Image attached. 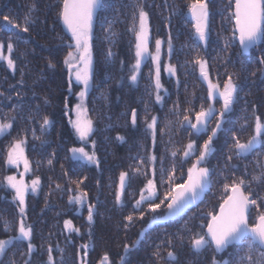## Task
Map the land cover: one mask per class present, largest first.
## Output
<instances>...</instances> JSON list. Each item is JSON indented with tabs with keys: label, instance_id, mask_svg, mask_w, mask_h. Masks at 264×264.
I'll use <instances>...</instances> for the list:
<instances>
[{
	"label": "trees",
	"instance_id": "obj_1",
	"mask_svg": "<svg viewBox=\"0 0 264 264\" xmlns=\"http://www.w3.org/2000/svg\"><path fill=\"white\" fill-rule=\"evenodd\" d=\"M103 2L105 10L98 11L93 27V80L85 102L87 115L93 121V132L87 147L91 152L95 151L99 161L97 165L73 158L70 154V146L76 145L78 140L69 125L67 109L73 101L77 84L71 82L63 62L73 40L60 27L58 14L62 0H36L38 11L33 13L36 22L27 33L7 24L3 16L9 15L22 24L33 0H0V41L4 42V54L8 55L7 43L11 38L14 44L11 55L16 62L13 70L7 67L5 61H0V122H11L13 125L0 135V239L16 235L21 218L19 206L13 200L14 193L4 181L9 170L5 162L7 150L15 140L25 141L24 150L31 168L29 177L38 176L41 181L38 191L26 197L25 220L33 227L34 253L31 257L25 255L27 242H19L15 247L10 246L8 254L0 260L4 264H8L10 258L16 264H25L27 259H31V264H47L50 246L53 250L52 264H81L82 260L86 264H97L105 254L112 264H122V257L123 264H162L165 260H158L152 255L158 245L162 256H166L167 249L176 252L177 260L171 264H211L213 257L223 261L229 259L230 254H236L237 258L242 256L246 245L240 244L231 245L221 252L209 247L196 253L188 246L190 233L184 229L187 225L193 231H201L202 223L206 227L207 213L217 211L222 202L224 184H231L233 179L240 177L250 180L254 173L259 172L255 160L258 153H264V148L259 146L246 157H236L230 151L233 142L229 137L235 133L241 142L248 139L253 131L251 117L254 106L257 114L264 116V64L260 63V58L264 57V39L246 52L239 47L236 39H230L234 22L226 17L231 15L229 5L232 9V0H208L211 30L207 41H199L194 35V21L186 7L189 0H139L149 13L150 50L154 49L156 39L164 41L162 48H166L169 34L174 45V54L169 60L177 66V74L161 76L167 91L162 90L163 102L157 103L149 78V73L154 72L150 58L143 63L138 80L133 83L129 79L131 66L135 63L136 42L130 28L132 14L136 11L133 5L138 0ZM105 21H113L111 32L106 31L109 24ZM226 39H230L228 49L224 48ZM109 50L111 56L107 55ZM196 57L207 61L210 79L218 81L221 88L229 73L239 85L238 102L227 114L224 128L214 141L215 150L202 164V167L212 169L211 187L196 204L190 205L179 216L162 218L149 226L153 214L146 211L142 220L136 219L126 229L128 222L125 217L129 214L140 216V211L134 212V202L142 184L151 178L153 167L156 169L154 179L159 197L155 199L156 203L163 199L169 187L167 174L161 182L159 161L152 165L147 157L152 153L164 157V168L170 170L175 165V183H183L188 168L199 156V147L215 127L222 107L219 99L214 102L217 113L209 122L207 133L197 136L190 127L179 123L184 115L183 109H191L187 114L195 122V112L200 110L201 104L206 108L209 103L206 99L207 86L200 77ZM177 102L182 110L179 116L173 111ZM132 109L137 111L135 125L131 123ZM152 116L158 118L155 147L146 123V119L150 122ZM44 117L51 123L42 130ZM245 117L249 118V124L240 132L238 129ZM118 136L124 139L119 140ZM190 140L195 141L197 150L193 155L184 157V147ZM172 151H176L175 157L171 155ZM229 155L233 156L231 161L227 159ZM142 159L144 163H141ZM259 159L264 161V155ZM137 167L147 175L137 174ZM122 171L129 173L130 182L126 185L122 202L118 203L116 193ZM76 181H82L80 188L88 193L83 204L69 202V198L77 194ZM251 189L253 198L256 195L264 197V183L254 182ZM89 205L94 206L91 223L88 221ZM166 207L165 203L157 210L162 217ZM147 208V203L141 206V210ZM259 211H264V207ZM257 215L254 208L250 224L255 222ZM5 219L12 222L11 231H4ZM65 220H70L79 231L65 229ZM145 228L147 231L141 235V230ZM178 232L185 237L183 245L175 236ZM169 236L175 244L174 249L166 243ZM136 241L138 243H134ZM125 244L129 245L128 252L124 250ZM259 251L264 250L258 249L253 253L254 258ZM187 253L188 257L185 256Z\"/></svg>",
	"mask_w": 264,
	"mask_h": 264
},
{
	"label": "snow or ice",
	"instance_id": "obj_2",
	"mask_svg": "<svg viewBox=\"0 0 264 264\" xmlns=\"http://www.w3.org/2000/svg\"><path fill=\"white\" fill-rule=\"evenodd\" d=\"M136 11L132 14V25L130 30L135 35V63L131 66V76L129 79L135 83L142 70V65L146 59L151 60L154 67V72L149 73V78L155 89V99L157 103L163 102V97L160 95V90L163 88L161 83V51L164 41L161 39L155 40V51L149 50L150 28H149V13L145 10L143 3L138 2L133 5ZM188 14L194 21V35L199 41H207L210 34V9L208 0H189L186 5ZM231 15L226 17L228 20L234 21L233 34L230 39H238L243 50L246 52L253 45L259 43L264 39V0H235L234 9H231ZM105 4L103 0H62V7L59 12V17L62 19L64 25L71 33L73 44L69 45V48H73L74 51H69L64 58V63L68 67L69 76L75 75V80L83 85V88L78 93L81 102L76 104V120L69 121L81 140L87 139L93 132V121L87 117V108L83 101L88 95L89 89L92 87L93 73H92V34H93V21L97 16L98 11H104ZM38 11L36 0L29 5L28 12L24 15L23 23L16 22L10 18L9 15H4L3 20L12 25L15 28L21 29L23 32H29V27L34 25L36 19L33 13ZM175 11V10H174ZM138 19V25H137ZM109 24V28L106 30L111 32V24L113 21H105ZM115 35V33H111ZM230 39L225 40L224 48L230 47ZM4 42L0 41V60H5L7 67L15 70L16 62L12 58L14 50V44L9 38L7 43V53L4 54ZM174 54V45L171 34H169L167 40V55L171 57ZM108 56L112 53L109 50ZM195 63L199 65L200 77L207 83V97L209 101L208 106L205 108L203 104L200 106V110L195 112V122L187 114L191 109H183L184 115L179 123L187 125L193 131V134L199 136L201 133H207L209 122L212 117L216 116L217 109L214 102L219 99L222 101V107L219 110V115L216 118L215 127L211 129V134L203 142V145L199 147V156L191 167L187 170V179L183 183H175V165L170 170L164 168V157H158L155 153L150 154L147 159L152 165H155L157 161L160 163V178L163 182L165 174L168 176V190L165 192L163 199H160L159 203L155 202L157 197V185L154 179L156 175L155 167L152 168V177L147 179L144 188L140 189L139 198L134 202V212L140 211L139 217H134L133 214H129L125 217L128 222L125 224L127 229L136 219H143L145 212L152 213V218L149 220V226L156 224L158 220L168 217H176L181 213L186 212L190 205L196 204V202L202 197L206 189L211 187V172L209 167H200L201 164L207 162L208 156L215 150L213 145L214 141L218 138L219 132L224 128L227 114L233 110V106L238 102V89L239 85L235 83L232 74H227V79L223 83L221 88L219 82H213L209 77L207 68V61L199 57H196ZM260 63L264 64V57L260 58ZM52 64L49 62V67ZM177 66L168 63L165 66V71L170 75L175 76L177 74ZM264 71V70H262ZM23 75V74H22ZM21 83L23 81L21 80ZM179 84V79H177ZM71 88V82H70ZM165 91H167L165 89ZM17 95H20L19 93ZM195 94L193 93V96ZM11 99V97H8ZM203 99V98H202ZM191 103V102H189ZM67 107V105H66ZM173 111L179 116L181 114V108L179 102L174 105ZM252 134L245 142H241L238 135L233 133L229 139L233 144L230 149L236 157H246L249 154L255 152L257 146L264 148V116L258 115L255 106L252 113ZM137 111L131 110V123L136 124ZM157 121L156 116H152L151 121L147 123V129L150 130L152 136L153 147L157 144ZM51 121L44 117L41 129L49 125ZM249 124V118H244V123L239 126L238 131L243 132ZM11 122H0V135L5 134L10 128H12ZM163 132V130H160ZM35 135V133H33ZM117 139L123 140L124 138L118 136ZM25 141L23 139L15 140L10 147L6 163L9 165L19 166L21 163L24 165V173L31 170L30 162L25 155L24 150ZM93 148H95V141H93ZM197 150L195 141L190 140L184 147V157H189ZM71 152L75 155L79 153L83 158L90 163L99 164L95 151L89 153L85 151L83 147L72 148ZM171 155L176 156V151H172ZM264 153H258L255 160L256 166L259 169L258 173H254L250 180H245L243 177L233 179L231 184L225 183L224 190L225 195L222 198V202L219 203L218 211L207 213L209 217L207 219L206 228L202 223L200 225L201 231H193L187 228L185 225V231L190 235L187 237V243L191 250L199 253L206 250L209 247H214V251L221 252L227 249L230 245L240 244L246 245V251L242 256L237 258L236 254H230V258L218 261L213 257L211 264H264V251H259L256 257H253V253H256L258 249L264 250V211H259L261 207H264V197L256 195L251 189L252 183H264V161L259 159V156ZM232 155L228 156V160L231 161ZM51 164V160L48 161ZM141 163H144L143 159ZM231 167H235L232 165ZM135 172L140 175H147L142 171L140 167L135 169ZM24 173L20 174V178L16 175H8L4 177L6 181V187L14 190L13 200L18 202L20 220L18 227L16 228V235L7 236L4 239H0V257L6 256L10 250V246L15 247L19 242H27V251L25 255L31 257L34 253L36 246L32 243L33 227L26 223V194L29 189L35 193L40 187V177L32 179L28 184L23 179ZM247 174V172L245 173ZM130 182V176L128 172H121L119 176V188L116 193V201L122 202V196L125 193L126 185ZM77 194L74 197L69 198L70 203L83 204L88 197V193L80 188L82 181H76ZM59 188V185H57ZM245 189H248L246 192ZM147 203L148 208L141 210V206ZM167 205L166 213L162 217L158 214V209L162 204ZM93 208L88 207V221L93 220ZM257 209L258 215L255 218V222L250 224L249 220L252 217V210ZM4 231L8 232L12 230L13 224L11 221L5 219L3 221ZM65 229L78 232L79 229L72 226L70 220H65ZM147 231V228L141 230V235ZM179 243L183 245L185 243V237L179 232L175 234ZM138 243V241L134 242ZM164 243V241H162ZM166 243L170 249L175 248L173 239L168 237ZM87 248V246H84ZM125 252L129 251V245H124ZM52 247L48 248V261L47 264H52ZM63 251V250H61ZM14 255V253H13ZM87 252H85V256ZM158 260H167L169 264L177 260V255L174 250H168L166 256L161 255V248L158 245L156 250L152 253ZM123 264V257L121 258ZM0 264H4L3 260H0ZM8 264H16L14 259H9ZM25 264H31V259H27ZM81 264H86L84 260ZM100 264H110L107 254L104 255Z\"/></svg>",
	"mask_w": 264,
	"mask_h": 264
},
{
	"label": "rangeland",
	"instance_id": "obj_3",
	"mask_svg": "<svg viewBox=\"0 0 264 264\" xmlns=\"http://www.w3.org/2000/svg\"><path fill=\"white\" fill-rule=\"evenodd\" d=\"M150 41H151V37H150V39H149V44H150ZM74 42H72V44H73ZM149 50H150V48H149ZM69 51H74V49L73 48H71ZM151 51V50H150ZM155 51V46H154V49L152 50V52H154ZM67 55V54H66ZM65 55V56H66ZM65 56H64V58H65ZM64 58H63V62H64ZM147 60V59H146ZM145 60V61H146ZM0 61H5V60H0ZM144 61V62H145ZM6 62V61H5ZM168 63H171L170 62V60H169V56L167 55V46H166V48H162V51H161V76L164 74L165 76H170V74L167 72V71H165V66L168 64ZM65 64V63H64ZM65 67H66V69H67V72L69 73V71H68V67H67V65H65ZM152 67H153V65H152ZM153 69H154V67H153ZM70 80H71V82L72 83H75V84H77V87H76V89H75V91H74V93H73V101L69 104V106H68V109H67V116H68V122L71 120V121H75L76 120V118H77V116H76V110H75V106H76V104H78V103H80L81 102V100H80V97L78 96V93L81 91V89L83 88V85L82 84H80V83H78L76 80H75V75L73 74L71 77H70ZM162 80V79H161ZM161 83L163 84V81H161ZM164 86V85H163ZM162 89H164V87L162 88ZM162 89L160 90V93L162 92ZM85 102H86V97H85V99H84V101H83V103H84V105H85V107H86V104H85ZM87 117H88V115H87ZM89 118V117H88ZM69 125H70V127H72L73 128V132H74V136L77 138V140H78V143H76V145H72V146H70V154H71V156L73 157V158H78V159H81V160H84V161H88V160H86L85 158H83L79 153H77V154H73L72 152H71V149L72 148H81V147H83L84 149H85V151H87V152H89V153H91V151H90V149H89V147H87V142H88V140H89V138L90 137H88L87 139H85V140H81L80 138H79V136H78V134L76 133V131H75V129H74V127H73V125L69 122ZM12 146V145H11ZM10 146V147H11ZM24 146H25V144H24ZM10 147H9V149H10ZM9 149L7 150V151H9ZM8 154V153H7ZM193 154H194V152H193ZM192 154V155H193ZM26 155V154H25ZM198 157V156H197ZM197 157L195 158V161H196V159H197ZM6 158H7V156H6ZM6 158H5V162H6ZM194 161V162H195ZM89 162V161H88ZM193 162V163H194ZM192 163V164H193ZM7 164V163H6ZM7 166H8V174H7V176L8 175H16L17 176V178H20V174L21 173H24V165H23V163H21L18 167L17 166H15V165H9V164H7ZM200 167H202V164L200 165ZM35 177H29V172H27V173H24V176H23V179L25 180V182L26 183H28V184H30L31 183V181H32V179H34ZM12 190V192L14 193V190L13 189H11ZM32 191L29 189V191H28V193L26 194V197H27V195L29 194V193H31ZM33 193V192H32ZM17 202V201H16ZM17 204H18V202H17ZM231 246V245H230ZM101 262V261H100ZM100 262H98L97 264H100Z\"/></svg>",
	"mask_w": 264,
	"mask_h": 264
},
{
	"label": "water",
	"instance_id": "obj_4",
	"mask_svg": "<svg viewBox=\"0 0 264 264\" xmlns=\"http://www.w3.org/2000/svg\"><path fill=\"white\" fill-rule=\"evenodd\" d=\"M233 1V8L232 9H234V3H235V0H232ZM62 7V6H61ZM60 19V27H61V30H63V32L65 33V35H67V36H71V33L68 31V29H67V27L64 25V23H63V21H62V19L61 18H59ZM95 20H96V18H94V21H93V27H94V23H95ZM234 22V21H233ZM236 42L238 43V45H239V47L243 50V48H242V46L240 45V42H239V39H238V35H237V38H236ZM253 46H255V45H253ZM252 46V47H253ZM244 51V50H243ZM195 121V120H194ZM187 179V178H186ZM185 179V180H186ZM206 191H207V189L205 190V193H206ZM204 193V194H205ZM203 194V195H204ZM203 195H202V197H203ZM218 211V210H217ZM206 228V227H205Z\"/></svg>",
	"mask_w": 264,
	"mask_h": 264
},
{
	"label": "flooded vegetation",
	"instance_id": "obj_5",
	"mask_svg": "<svg viewBox=\"0 0 264 264\" xmlns=\"http://www.w3.org/2000/svg\"><path fill=\"white\" fill-rule=\"evenodd\" d=\"M162 81V80H161ZM206 83V82H205ZM206 86H207V83H206ZM164 87V86H163ZM165 88V87H164ZM163 91L165 90V89H162ZM222 102V101H221ZM249 138V137H248ZM259 146H257L256 148H258ZM151 178H153L152 176H150ZM147 182V181H146ZM146 182H144L143 184H142V186L140 187V189H142V188H144V186H145V184H146ZM140 189H139V191H138V196H137V199L139 198V195H140ZM167 251H168V249H167ZM185 256H189V253H187V254H185ZM109 262H110V264H112L111 263V261H110V259H109ZM115 264H121V263H119V262H117V263H115ZM162 264H168V261L167 260H165L164 261V263H162Z\"/></svg>",
	"mask_w": 264,
	"mask_h": 264
}]
</instances>
